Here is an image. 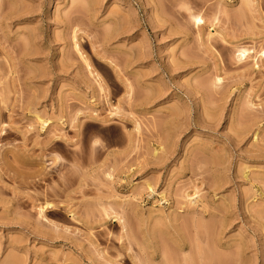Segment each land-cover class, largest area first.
I'll return each mask as SVG.
<instances>
[{
	"label": "rangeland",
	"instance_id": "1",
	"mask_svg": "<svg viewBox=\"0 0 264 264\" xmlns=\"http://www.w3.org/2000/svg\"><path fill=\"white\" fill-rule=\"evenodd\" d=\"M263 52L264 0H0V264H264Z\"/></svg>",
	"mask_w": 264,
	"mask_h": 264
},
{
	"label": "bare ground",
	"instance_id": "2",
	"mask_svg": "<svg viewBox=\"0 0 264 264\" xmlns=\"http://www.w3.org/2000/svg\"><path fill=\"white\" fill-rule=\"evenodd\" d=\"M244 3H251V2H256V3H258L260 0H242ZM223 12H224V10H223ZM196 23H197V25L199 26V27H202V26H204L205 25V21H204V19L203 18H201V17H196ZM212 29L210 30V33L211 34H215V27L214 26H212L211 27ZM75 48L76 49H78V52L79 53H81V50H80V46H79V44L78 43H76L75 44ZM248 51L247 50H244V51H239V54H238V56H237V58H238V60L239 61H242V60H245L246 58H247V56H248ZM82 55V57L84 56L83 54H81ZM260 57H262V58H264V52H263V54L260 56ZM84 61H86V60H84ZM256 67H259V65H257ZM217 82L218 83H221L222 82V79L221 78H218L217 79ZM115 116V114H113V117ZM36 120L37 121H42V119H41V117L40 116H37L36 117ZM57 139H60V137H58ZM98 144H103L102 143V141H100V140H98V142H97ZM114 152H115V156H117V155H120L121 153H122V150L120 149V148H118V147H116V148H114ZM49 208H55V205L54 204H46L45 206H43V207H41L40 209H39V212H40V216L41 217H43L44 216V214L46 213V211L49 209ZM107 216H108V219H111V218H113V219H118V217L117 216H115V217H111L110 215H108L107 214Z\"/></svg>",
	"mask_w": 264,
	"mask_h": 264
}]
</instances>
